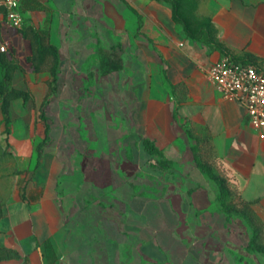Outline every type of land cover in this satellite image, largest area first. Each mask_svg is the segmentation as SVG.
<instances>
[{"label":"rangeland","instance_id":"374dc122","mask_svg":"<svg viewBox=\"0 0 264 264\" xmlns=\"http://www.w3.org/2000/svg\"><path fill=\"white\" fill-rule=\"evenodd\" d=\"M80 37L85 42L84 35ZM82 41L75 49L63 51L53 86L51 78L44 82L37 77L28 40L23 38L8 57L17 66L10 87L28 91L30 99L12 102L9 139L0 103V202L17 190L26 191L33 182L37 168L25 169L22 161L45 140L40 169L53 165L57 143L62 155L71 154L59 192L64 197L70 232L102 233L111 240L116 229H121L125 244L139 248L141 255L151 248H160L168 255L161 262L150 259L145 264H195L203 255L210 261L211 251L229 246L218 236L204 242L198 239L203 232H214L211 225L203 228L197 224L202 217L215 219L216 213L210 216L205 210L214 204L220 207L223 220L219 235L234 233L239 236L237 244L242 243L240 248H247V222L222 211L216 188L210 190V198L198 193L206 182L214 183L195 161L200 152L213 156L207 132L178 113L173 121L177 129L173 142L157 145L150 136L153 128L164 126V120L159 122L164 113H156V123L152 114L163 97L174 109L179 99L185 98L182 89L172 95L161 55L156 52V65L148 67L142 61L146 49L134 51L118 43L97 50L96 57L90 59ZM154 81L160 83V92L147 97ZM44 100L48 134L41 119ZM146 141L153 142L163 154L151 153ZM214 165L216 172L224 174L216 161ZM238 197L236 192L233 201ZM151 241L155 246L149 248ZM261 242L264 244V239Z\"/></svg>","mask_w":264,"mask_h":264},{"label":"crops","instance_id":"0c3cea01","mask_svg":"<svg viewBox=\"0 0 264 264\" xmlns=\"http://www.w3.org/2000/svg\"><path fill=\"white\" fill-rule=\"evenodd\" d=\"M196 1L193 13L199 19L207 18L212 22L216 42L234 57H254L257 66L264 71V0ZM22 17L25 24L49 29L50 41L58 47L61 59L63 51L81 44V34L85 37L83 47L89 51L87 57L90 59L96 57L97 50L120 43L134 51L146 49L142 61L149 67L156 65L158 52L164 59L166 79L175 86L172 95L182 89L185 98L179 99L174 109L163 97L152 114L153 123H156V113H164L159 121L164 120V126L153 128L150 136L157 145L173 142L177 136L173 121L178 113L206 131L214 161L222 167L232 188L252 203L255 215L264 224V140L249 124L244 105L224 99L206 75V70L225 54L209 44L205 37L193 39L187 36L183 26L174 21L170 3L158 0H27ZM21 40L23 37L18 30L0 24V45L8 43L11 54L21 45ZM110 66L118 67V64L111 63ZM37 77L46 82L51 75L44 71ZM154 82L147 97H155L160 92V83ZM44 141L22 161L25 169L37 168L33 182L26 191L17 190L0 202L3 210L0 248L16 254L0 259V264H145L150 259L161 262L168 258L160 248L148 249L146 255H141L139 248L125 244L121 229H116L111 240L102 233L93 236L70 232L64 197L59 192L63 185L61 178L67 169L65 162L71 154L62 155L57 143L55 158H52L55 167L40 169ZM45 162L50 163V157ZM213 184L206 182L198 193L210 198V190L216 188L218 195L219 186ZM219 208L214 204L208 209L205 207L208 215L216 213L217 216L215 219L202 217L197 224L203 228L211 225L214 232H203L198 239L204 242L218 236L229 246L211 251L213 258L210 261L203 255L195 264H264V254L240 248L242 243L237 244L238 235H219L220 224H223ZM249 230L245 243L253 237V231ZM109 241L111 245H108ZM152 241L149 248L155 244Z\"/></svg>","mask_w":264,"mask_h":264},{"label":"trees","instance_id":"16d2710c","mask_svg":"<svg viewBox=\"0 0 264 264\" xmlns=\"http://www.w3.org/2000/svg\"><path fill=\"white\" fill-rule=\"evenodd\" d=\"M158 1H165L171 4L174 21L183 26L185 33L190 38L199 39L205 37L209 44L219 49L225 54V56H230L234 61L257 65L254 57L250 55H245L242 58L234 57L230 54L228 49L216 42V30L212 22L207 18L199 19L193 13L196 7V0ZM26 8L27 0H21V14L24 10H26ZM19 33L24 39L28 40L32 46V56L30 58V62L34 71L36 73L48 71L51 75L50 86H53V84L58 80L61 56L58 47L50 41L49 29H38L23 22V26L19 29ZM16 71L17 66H15L12 61L8 59V56L4 52H0V103L8 139L10 138L12 128V119L10 114L12 102L19 99L23 102H27L30 99V93L28 91L10 87ZM169 85L171 90L175 89L173 84L169 83ZM46 101L47 100H45L41 106V119L46 124V133L48 134L49 125L47 123L45 111ZM187 132L189 133L190 131ZM208 144L209 149L212 151L209 140ZM146 147L151 153L159 155L163 154L162 151L151 141H146ZM204 154L205 155L203 156L200 152L195 155L196 165L204 174H206L219 186V200L223 212L229 216H235L247 222L253 231V237L251 238L247 249L264 254V244L261 242V240L264 239V224L255 215L252 209V203L245 201L239 194L237 201H233L232 198L236 192L238 193V191L232 188L229 179L225 175L216 172L213 156L207 152ZM23 197L25 198V195H23ZM2 217L3 210L0 207V218ZM15 256V252L0 248V259Z\"/></svg>","mask_w":264,"mask_h":264},{"label":"built area","instance_id":"2783aa9c","mask_svg":"<svg viewBox=\"0 0 264 264\" xmlns=\"http://www.w3.org/2000/svg\"><path fill=\"white\" fill-rule=\"evenodd\" d=\"M20 4L21 0H0V24L19 31L23 26ZM0 52L11 55L8 43L0 45ZM206 75L224 99L244 105L249 124L264 140V71L224 56L206 70Z\"/></svg>","mask_w":264,"mask_h":264}]
</instances>
